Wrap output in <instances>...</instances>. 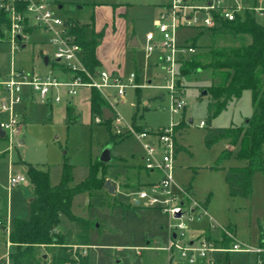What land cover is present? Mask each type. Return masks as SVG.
I'll return each mask as SVG.
<instances>
[{"label":"rangeland","instance_id":"374dc122","mask_svg":"<svg viewBox=\"0 0 264 264\" xmlns=\"http://www.w3.org/2000/svg\"><path fill=\"white\" fill-rule=\"evenodd\" d=\"M53 1L56 4L55 13L75 24L91 20L93 7L97 4L120 9L118 12L122 13V20L129 29L134 28L140 46L135 49V54L131 49L128 51L122 73L125 79L129 74L136 73L138 78H135V86L125 89L123 97L115 102L114 110L125 123L131 124L136 130L166 126L170 121L171 101L163 88L160 67H149V60L153 55L146 58L142 46L145 34L153 29V20L157 16L153 8L161 0ZM191 1L203 3L205 0ZM58 4L62 8L59 9ZM257 20L264 24V18ZM5 29L0 39V80L7 77L12 63L10 45L5 40ZM186 37H192L190 40L195 42L196 52L206 51L213 44L210 33L198 28L179 29L177 43L182 44ZM229 42V39H217L215 45ZM26 47L30 48V43ZM49 49L51 50L50 47ZM19 58L20 54L15 52L14 62ZM157 63L158 61L155 62ZM179 78L176 88L181 93L185 106L180 111L181 115L175 116V120L180 121L175 178L182 186L191 187L195 200L206 202L207 213L216 229L235 230L236 240L258 247L257 241L261 233H264V173L255 172L252 175V193L249 197H231L224 181L225 170L243 166L245 161L235 156L236 149L228 146L225 139L218 140L211 146L205 144V136L210 127L238 126L252 115L251 92L244 90L236 103H228L223 111L208 122V104L211 101L208 94L211 85L210 72L193 70L189 76L184 77L179 66ZM203 90H206V94H202ZM107 91L114 96V90ZM19 112L25 115L23 133L18 138L24 137L25 142L22 145L14 144L7 153L5 150L8 144L0 140V264H12L11 260L6 262L5 254L8 251L9 256L14 251L11 247L8 250L10 243L6 216L9 224L16 218L30 217L33 191L28 184L26 163L49 171L51 185L59 181L64 159L72 168L70 186L85 179L91 165L96 166V176L104 183L107 175L115 176L127 171L134 175L133 171L136 172L137 169L141 176L146 174L137 163L142 149L140 141L134 137L120 140L105 122L96 123L94 118L92 122L82 119L67 126L61 116L54 115L49 118L50 109L37 102L26 104L25 107L22 104ZM201 121L205 122L203 127H199ZM104 148H109L112 154V159L106 166L98 160ZM224 149L231 150V153L215 167L217 158ZM16 174L23 175L25 182L10 187L8 178ZM115 180L124 186L123 175ZM113 195L107 194L102 185L97 190L82 192L73 198L72 212L94 223L89 235L91 246L88 264H166V251L157 250L155 247H164L167 244L168 215L157 208L134 206L130 197L117 193L115 198ZM60 230L64 231V228L60 227ZM261 257L264 260V254ZM212 258L215 264H248L252 260L247 253L233 251L215 253Z\"/></svg>","mask_w":264,"mask_h":264},{"label":"built area","instance_id":"2783aa9c","mask_svg":"<svg viewBox=\"0 0 264 264\" xmlns=\"http://www.w3.org/2000/svg\"><path fill=\"white\" fill-rule=\"evenodd\" d=\"M55 6L53 0H0V9L8 18L5 40L11 45L12 54L29 43L32 36L43 38L51 48L50 67L46 73L17 69L13 59L9 75L0 80V114L4 116L0 119V129L4 132L2 140L8 144L5 151L8 153L14 144H18L22 124L17 106L22 101L25 88L32 101L41 104L59 102V88H64L69 96L76 95L80 88L96 89L112 109L110 128L115 135L119 138L138 139L143 149V168L158 175L157 179L136 189L132 193V200L137 205L157 208L168 215L167 244L161 248L155 247L166 251L167 264H215L212 254L220 250L254 253V264H264L261 257L264 249L239 242L230 229L222 228L224 236L230 241L227 249H221L216 242L202 233L190 237L192 224L206 216L207 212L204 204L194 199L190 188L182 186L175 178L180 122L175 120V116H180V111L185 106L176 84L180 82L181 60L196 51L191 40L177 43V32L181 28L209 31L218 24V19L233 21L246 10L253 11L256 18H264V0H205L203 3L191 0H161V11L153 20V29L145 34L142 46L146 58L152 55L157 57L163 88L171 101L170 121L166 126L152 130H136L131 124L125 123L114 110L115 102L123 97L125 89L135 86L136 74L131 73L125 79L98 67L89 70L81 60L82 47L73 32L76 24L57 15ZM57 71L68 77L59 78ZM108 89L114 90L113 98L107 93ZM102 121V116H94V122ZM203 126L204 122L201 121L199 127ZM24 182L25 177L20 174L10 175L8 178L10 187ZM71 248L77 260L76 248L81 255H86L88 246L72 245ZM8 257L7 251L5 259L8 260Z\"/></svg>","mask_w":264,"mask_h":264},{"label":"trees","instance_id":"16d2710c","mask_svg":"<svg viewBox=\"0 0 264 264\" xmlns=\"http://www.w3.org/2000/svg\"><path fill=\"white\" fill-rule=\"evenodd\" d=\"M7 25V14L0 9V39ZM73 32L82 47L83 64L89 70L95 69L98 63L94 49L102 34H96L88 23H77ZM208 32L213 44L206 51H195L182 59L180 73L185 77L193 70L210 72L208 122L223 111L228 103L236 102L244 90L251 92L253 113L247 125L210 127L205 136L206 146L225 139L228 146L237 148L235 156L244 160L245 164L227 168L224 181L229 196L249 197L253 173H264V24L258 22L253 11L246 10L233 21L218 19V24ZM217 39H229L230 42L216 46ZM192 44L197 49L194 41ZM90 106L94 118L96 115L102 116L103 109L109 105L92 88ZM67 116H70L69 109ZM104 122L109 128L110 119ZM230 153L231 150H222L215 167ZM26 175L33 188V198L30 202V217L14 219L8 233V242L14 245V251L9 254L12 264H88V255H81L76 248V260L71 246H88L94 223L74 215L71 206L77 194L94 191L104 185L103 180L96 176V166L91 165L85 179L73 186L69 185L72 168L66 159L61 164L60 179L54 185L50 183L49 171L31 164H27ZM42 248L49 255V260L42 258L43 253L39 252Z\"/></svg>","mask_w":264,"mask_h":264},{"label":"crops","instance_id":"0c3cea01","mask_svg":"<svg viewBox=\"0 0 264 264\" xmlns=\"http://www.w3.org/2000/svg\"><path fill=\"white\" fill-rule=\"evenodd\" d=\"M153 9H154L153 10L154 14L157 15L161 11V2H160V4L156 5ZM118 10H120L118 7L110 8L109 6H106L104 4H97L93 7L92 19L89 21L83 22V23L84 24H87V23L90 24L96 34H102L100 42L98 43V45L94 49V56H95V59L98 63L97 67L99 69H105V70H107L113 74H117V75L122 76V73H123V70H124V67L126 64V55L128 54V51L131 49V50H133V53L135 54V52H136L135 49L139 48L140 42L138 40L136 33L134 32V28L129 29L127 27L125 21L122 20V18H121L122 13H119ZM191 38L192 37H186L184 39V41L190 40ZM29 43L31 46L30 48L27 49L26 45H23L21 50L18 52L20 54V58L17 61H15V63H14L15 68L21 69V70H26V71L36 70L42 74L46 73L50 67V57H49L50 56V51H49L50 49H49V46L44 42L43 38H40L37 36H32ZM132 43H134V44L136 43L137 46H130V44H132ZM9 45H10V43H9ZM10 51H11L12 60H13L11 45H10ZM45 57L47 58L46 61H45ZM14 60H16V59H14ZM156 61H157V57H156V55H153L152 58L149 60V67H153V68L158 67V65L155 64ZM134 62H135V66H136V60ZM10 67H11V64H10ZM9 71H10V69H9ZM56 73H57V76L61 79H65L68 77L65 73H62L61 71L60 72L57 71ZM8 75H9V73H8ZM137 78L138 77L136 75V79ZM91 90H92L91 88H80V89H78L76 95L69 96L64 88H59L58 94L60 96V101L56 102V103L48 102V103L43 104V105L47 106L51 111L49 113L48 117L52 118L54 115H58L59 117L61 116L62 121H64L65 125H67V126H69L70 124H75L82 119H86V120H89L90 122H92V115H91V109H90V107H91L90 106ZM107 93H109L110 96H112L110 92L107 91ZM112 98H113V96H112ZM118 100L119 99H117V101ZM236 102H230V104L236 103ZM22 104H24V107L26 104H30V105L35 104V102L32 101L31 95H30L29 91L27 90V88L24 89L23 94H22V101L17 106V111L19 113L20 121L22 124L20 134L23 133V129H24L23 116L25 115V114H20V112H19V107ZM108 108L112 111V109L110 107H108ZM68 109L70 111L69 117L67 116ZM3 117L4 116L2 114H0V119H2ZM102 118H103V116H102ZM104 121L105 120L103 118L102 122H104ZM190 122L191 121L189 120V123ZM137 126L144 127L142 125H137ZM148 129H150V128H148ZM23 136H24V134H23ZM1 139H2V137H0V140ZM119 139L123 140L124 138H119ZM24 142H25L24 137L18 138V143L20 145H22ZM234 148L237 149L236 147H234ZM177 154H178V151L176 153V158H177ZM111 159H112V154L110 152V160ZM138 159L139 160L137 161V163L139 164L140 167H143V149H141V153L139 154ZM108 162L109 161L102 162V163H104L106 166V164H108ZM26 164H29V163H26ZM33 166H35V165H33ZM35 167L38 168V166H35ZM236 167H238V166H236ZM25 172H26V169H25ZM133 172L135 173L134 175H132L131 172L128 173V171L125 174L118 173L115 176H108L107 175L106 179L109 180L111 182V184L114 186V191L112 193H109L107 191V194H109V195L114 194L113 196L116 198V194L119 193V194L124 195L128 198L130 197L131 203L134 206L143 207V206L137 205L135 202H133L132 193L136 189L147 185L148 183H150L154 179H157L158 175L155 173H150V172L146 171V174L141 176L140 171L138 169L136 172L135 171H133ZM122 175L125 179L124 186L120 185L119 182L115 180L119 177L121 178ZM28 184L30 185V187L33 191V188H32V185L30 184V182ZM189 188L192 192L191 187H189ZM192 194H193V192H192ZM202 203L204 204V207L206 209V206H205L206 202H202ZM71 211H72V207H71ZM206 212H207V210H206ZM74 215H76V214H74ZM76 216L81 217V215H76ZM5 220L7 223L8 230L10 231L11 226H12V222H11V224H9V218L7 216H6ZM101 221L104 222V220H101ZM212 221L213 220H212L211 216L209 215V213H207L206 216H203L200 220L194 222L195 224L192 226V229L189 232V236L193 238V237L200 235L202 233V234L208 236V238L210 240L216 242L221 249L229 248L230 241L227 240V238L224 236L222 230L220 231V230L216 229L214 224L211 226V224L213 223ZM232 232L234 234V237L236 238L235 230H232ZM89 238H90V236H89ZM224 238L226 239V242H224ZM239 242H242L244 244L247 243V242L242 241V240ZM257 244H258L257 245L258 247L264 249V233H261L259 240L257 241ZM90 246L91 245L89 242V245L87 248L88 259H89V248H90ZM10 247L12 249H14L13 248L14 245H12L11 243L8 246V250ZM159 249H157V250H159ZM42 250H43L42 258L49 260V255L45 252V250L43 248H42ZM160 250L164 251L163 249H160ZM221 252H230V251L220 250L218 252H214L213 254L221 253ZM233 252H235V251H233ZM243 253H246V252H243ZM247 254L252 259L248 262V264H252V263L254 264L255 259H256V254H254V253H247ZM262 254H264V252ZM9 261H10V256L8 257V260H6V262L8 263ZM166 264H167V261H166Z\"/></svg>","mask_w":264,"mask_h":264},{"label":"water","instance_id":"95a60500","mask_svg":"<svg viewBox=\"0 0 264 264\" xmlns=\"http://www.w3.org/2000/svg\"><path fill=\"white\" fill-rule=\"evenodd\" d=\"M62 6L59 5L58 8L60 9ZM130 46H137V44L135 43H132L130 44ZM47 60V58L45 57V61ZM202 94H206V90H203L202 91ZM112 115H113V112L109 109V108H104L103 111H102V116L104 118V120H109L112 118ZM191 121V120H190ZM248 123V119L245 120V122L243 123V125H247ZM4 136V132L0 129V137H3ZM98 160L100 162H107L110 160V150L109 148H104L102 150V152L100 153L99 155V158ZM104 187L107 189V191L109 193H112L114 191V186L111 184V182L109 180H106L105 183H104ZM227 264H230L229 262Z\"/></svg>","mask_w":264,"mask_h":264}]
</instances>
